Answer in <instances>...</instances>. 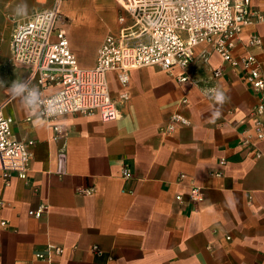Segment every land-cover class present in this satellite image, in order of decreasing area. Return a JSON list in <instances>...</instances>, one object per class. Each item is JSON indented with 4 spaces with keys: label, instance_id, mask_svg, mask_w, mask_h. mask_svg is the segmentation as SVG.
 <instances>
[{
    "label": "crops",
    "instance_id": "1",
    "mask_svg": "<svg viewBox=\"0 0 264 264\" xmlns=\"http://www.w3.org/2000/svg\"><path fill=\"white\" fill-rule=\"evenodd\" d=\"M22 1L29 7L12 14L0 64V107L14 118L15 137L35 145L27 179L13 173L7 185L0 171V264H264V141L242 145L256 137L258 103L243 71L202 45L187 72L133 70L119 119L76 114L50 123L25 93L13 98L8 92L30 74L13 60L14 30L53 5ZM80 1L64 3V26L79 65L91 69L107 34L119 31V5L111 0L116 12L85 15L74 8ZM252 8L264 18V0H252ZM70 16L78 25L73 35ZM253 35L261 37V47L250 45ZM233 44L235 57L253 54L264 71V19L245 27ZM218 69L222 74L215 77ZM187 74L188 82L178 80ZM109 81L119 98L116 72ZM217 92L224 94L222 104ZM174 112L190 124L167 133ZM193 182L206 195L197 206L189 202ZM43 204L42 217L30 214ZM50 245L63 252L36 257Z\"/></svg>",
    "mask_w": 264,
    "mask_h": 264
},
{
    "label": "built area",
    "instance_id": "2",
    "mask_svg": "<svg viewBox=\"0 0 264 264\" xmlns=\"http://www.w3.org/2000/svg\"><path fill=\"white\" fill-rule=\"evenodd\" d=\"M71 0H53L50 9L40 10L19 23L12 35L13 60L26 66L29 78L25 99L39 115L50 123L76 114H98L105 122L121 117L120 105L130 99L131 72L140 68L159 67L171 72L188 71L199 46L208 47L207 53L216 52L232 67L240 68L245 81L257 95L253 110L256 137L243 139L244 147H254L256 141H264V71L258 59L250 54L235 57L232 54L233 39L247 26L263 21V16L252 8V0H115L119 5V31L107 34L101 45L94 68L84 69L71 48L67 35L64 3ZM251 46H262L259 35H253ZM117 73L121 85L119 98L111 91L109 74ZM215 77L222 70L215 71ZM190 75L180 76V82H188ZM36 83V89L32 84ZM49 88H54L48 92ZM189 100L184 98L183 104ZM14 118L0 107V171L6 184L12 174L22 179L29 177L33 158L34 140L24 141L15 137ZM190 121L174 112L164 131L171 133ZM55 129L61 133L60 126ZM262 153L257 152V157ZM222 164H226L223 160ZM221 174V173H218ZM124 175H133L126 166ZM185 179V175L181 176ZM206 195L194 182L190 186L189 202L202 204ZM180 204L185 203L178 195ZM43 204L30 214L42 217L47 209ZM52 252L61 254L62 247L48 246L36 257L47 259Z\"/></svg>",
    "mask_w": 264,
    "mask_h": 264
},
{
    "label": "rangeland",
    "instance_id": "3",
    "mask_svg": "<svg viewBox=\"0 0 264 264\" xmlns=\"http://www.w3.org/2000/svg\"><path fill=\"white\" fill-rule=\"evenodd\" d=\"M112 5L111 0H81L74 8H78L85 15L90 12H116ZM28 7L29 5L22 0H0V64L7 58L8 30L13 23L10 18L15 12H24ZM70 17L73 19V24L70 25V34L73 35L78 25L74 18Z\"/></svg>",
    "mask_w": 264,
    "mask_h": 264
},
{
    "label": "clouds",
    "instance_id": "4",
    "mask_svg": "<svg viewBox=\"0 0 264 264\" xmlns=\"http://www.w3.org/2000/svg\"><path fill=\"white\" fill-rule=\"evenodd\" d=\"M25 90H26V85H24V84L18 85V84L14 83L11 85L8 92L13 98H16V97H23V93ZM216 100L222 104L225 100L224 94L222 92H217L216 93Z\"/></svg>",
    "mask_w": 264,
    "mask_h": 264
}]
</instances>
